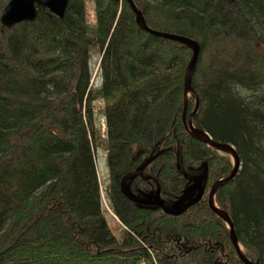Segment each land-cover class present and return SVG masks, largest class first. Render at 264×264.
Instances as JSON below:
<instances>
[{"label":"trees","instance_id":"obj_1","mask_svg":"<svg viewBox=\"0 0 264 264\" xmlns=\"http://www.w3.org/2000/svg\"><path fill=\"white\" fill-rule=\"evenodd\" d=\"M93 2L94 26L84 0H68L62 18L37 7L32 22L0 23V264H243L207 200L233 162L191 137L182 118L195 103L183 90L191 51L143 30L126 0ZM133 3L150 29L199 44L192 123L240 159L214 203L244 257L264 264V0ZM92 47L101 51L108 199L127 227L121 239L104 217L92 151ZM129 176L132 192L154 203L126 196ZM183 197V206L194 201L164 209Z\"/></svg>","mask_w":264,"mask_h":264},{"label":"water","instance_id":"obj_2","mask_svg":"<svg viewBox=\"0 0 264 264\" xmlns=\"http://www.w3.org/2000/svg\"><path fill=\"white\" fill-rule=\"evenodd\" d=\"M132 10L135 13V19L137 24L145 31L157 36L162 37L165 39H170L173 41H177L183 45H185L190 51H191V57L188 61V64L185 69L184 73V80H183V90H184V98L186 103V98L188 95H192L194 97V108L191 111V113L188 115L187 119L185 120V109L183 111V121L186 130L189 132L191 137L194 139L206 144L207 146L214 148L218 151H223L225 153H229L231 156V160L233 162V167L231 171L224 177L217 179L212 186L209 189L208 192V206L210 209L217 214L227 225L229 229V237L230 241L232 242L233 246L235 247L238 256L240 260L243 262V264H258L257 262H253L251 260H248L244 255L242 254V248L240 247L237 238L234 234V228L232 225V222L230 220L229 215L218 208L216 204L214 203V196L216 191L222 187L226 182L232 180L234 176L236 175L239 167H240V159L238 157V154L235 150V148L227 143H219L214 140L208 135L207 132H205L202 129L195 128L192 119L195 116V114L198 112V97L196 96L194 89L191 84L192 76L194 74L195 68L197 66L199 53H200V46L199 44L185 36L178 35L175 33H167L162 31H156L153 29H150L146 23L144 22V19L136 8L135 4L133 3V0H126ZM68 0H9L6 5L4 6L2 13L0 15V23L2 26L9 28L11 26H14L16 24L22 23V22H32L36 19L37 15V7H40L42 9H47L49 12H51L53 15L62 18L65 10L67 8ZM204 177V172L201 173L199 176L195 177V181L199 182L200 178ZM205 187V183H203L202 186L198 189V195H200L203 192V189ZM192 190L188 193V195H192ZM185 197L180 200V202L183 204L185 202ZM191 201V202H190ZM194 201V198L190 199L186 205H181L179 210H182L183 208L187 207L188 204L192 203Z\"/></svg>","mask_w":264,"mask_h":264},{"label":"rangeland","instance_id":"obj_3","mask_svg":"<svg viewBox=\"0 0 264 264\" xmlns=\"http://www.w3.org/2000/svg\"><path fill=\"white\" fill-rule=\"evenodd\" d=\"M85 5V18L89 26L95 25V11H94V2L93 0H84ZM101 56V51L98 47H92L89 51V64L91 68V90L93 94L96 96L95 100L91 103L94 117L96 120V133H97V141L100 143L98 145L93 146V157L94 164L97 173V179L99 184V194L101 198V206L103 209L104 217L107 221L108 226L111 229V232L118 239H121L124 232L127 230V227L122 223V221L116 216L113 212L109 199V170L107 167L106 156L107 149L105 144V123L103 117V102L98 96L97 91L101 86V78L98 73V65ZM228 156L231 159V156ZM136 264H145L143 260H140Z\"/></svg>","mask_w":264,"mask_h":264},{"label":"flooded vegetation","instance_id":"obj_4","mask_svg":"<svg viewBox=\"0 0 264 264\" xmlns=\"http://www.w3.org/2000/svg\"><path fill=\"white\" fill-rule=\"evenodd\" d=\"M110 178V177H109ZM110 181V179H109ZM120 186H121V189H123V191L125 192L126 196L131 199V201L136 204V205H141L142 203L147 205V204H151V203H154L155 201L153 200L152 198V194H148L145 196V198H140L139 196H137L136 194H134L132 192V190L130 189V176L129 177H125L121 180L120 182ZM168 204H164V209L166 211H168V213H172L173 211H177L179 210L178 208L181 207L182 203L180 201L178 202H172V201H167ZM169 202H171L169 204ZM166 203V202H165Z\"/></svg>","mask_w":264,"mask_h":264},{"label":"bare ground","instance_id":"obj_5","mask_svg":"<svg viewBox=\"0 0 264 264\" xmlns=\"http://www.w3.org/2000/svg\"><path fill=\"white\" fill-rule=\"evenodd\" d=\"M198 184V183H197ZM198 189V188H197ZM196 196V195H195Z\"/></svg>","mask_w":264,"mask_h":264}]
</instances>
